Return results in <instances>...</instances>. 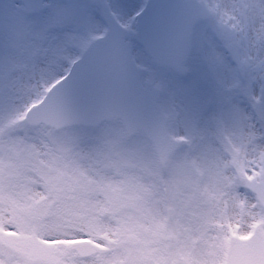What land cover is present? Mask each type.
Masks as SVG:
<instances>
[{"label":"rangeland","instance_id":"obj_1","mask_svg":"<svg viewBox=\"0 0 264 264\" xmlns=\"http://www.w3.org/2000/svg\"><path fill=\"white\" fill-rule=\"evenodd\" d=\"M102 1L128 26L144 2ZM205 1L212 16L197 27L199 50L192 56L187 76L179 78L146 63L147 77L162 88L161 104L169 116V132L185 142L166 165L157 163L143 137L132 138L131 146L124 144L128 139L119 123L59 131L76 139L77 153L99 151L98 138L107 133L121 144L120 154L107 162L134 179L120 186L116 211L105 212L100 219L108 226L119 221L126 237L135 236L139 243L130 244L125 237L124 247L132 250L137 264H220L230 233L245 236L251 231L246 229L255 226L264 232V208L251 192L240 189L232 168L236 159L241 175L250 174V153L264 163V137L258 135L264 127L247 105L264 87V32L256 25V17L264 15V0ZM59 13H67L69 19L60 21ZM25 20L42 29L43 36L18 45L23 63L18 83L5 78L6 66L0 63V123L13 119L26 104L40 98L43 88L62 76L80 49L104 30L99 0H47L45 10L32 16L25 15L20 4L0 0V58L12 51L13 34L22 30ZM230 41L241 46L240 57L246 65L243 78L227 55ZM33 46L40 49L36 59L31 55ZM210 50L222 56L221 65L215 64ZM136 53L139 62L145 63L144 54ZM193 118L199 125L196 132L192 131ZM10 131L34 134L31 126ZM79 163L88 167L92 161ZM252 175H264V167ZM139 186L150 191L137 190ZM167 231L172 239L162 240Z\"/></svg>","mask_w":264,"mask_h":264},{"label":"snow or ice","instance_id":"obj_2","mask_svg":"<svg viewBox=\"0 0 264 264\" xmlns=\"http://www.w3.org/2000/svg\"><path fill=\"white\" fill-rule=\"evenodd\" d=\"M58 15L60 21L69 19L67 13ZM22 23V30L13 34L12 51L0 58L6 66L5 78L12 84L20 81L23 68L18 45L43 36V30L31 22ZM209 54L217 66L223 63L218 52ZM31 55L33 59L40 55L38 46H33ZM63 79L46 85L42 99L0 123V264H137L132 250L124 247L122 223L108 226L100 219L103 213L116 211L120 186L134 179L107 162L120 154L121 144L107 133L98 138L99 151H74L76 139L59 132L67 118L55 106H46L47 94ZM21 126H31L34 134L10 131ZM191 126L193 132L198 130L195 118ZM134 136L130 127L123 143L131 146ZM82 160L92 163L82 167ZM113 176L122 179L113 180ZM137 190L150 191L143 186ZM101 195L103 201L98 199ZM228 242L236 249L246 246L231 236Z\"/></svg>","mask_w":264,"mask_h":264},{"label":"water","instance_id":"obj_3","mask_svg":"<svg viewBox=\"0 0 264 264\" xmlns=\"http://www.w3.org/2000/svg\"><path fill=\"white\" fill-rule=\"evenodd\" d=\"M77 74H80V73H76ZM103 98V97H102ZM86 99V100H85ZM96 100L93 99V98H85L84 95H82L78 100H77V103L74 105L73 109H76V111L78 110L80 113H83L82 111H87V112H90V111H94L95 108L97 107L96 110H104V108H101L98 104H96ZM79 106L82 108V110L79 109ZM103 107L106 108L105 105H102ZM78 112V113H79ZM76 113V114H78ZM95 113V112H94ZM108 113H97L95 116H91V119L92 120H100L102 118H104L105 116H107ZM158 116V113L156 115V117ZM136 121H139L138 118L135 119ZM153 122H155V120H152L149 122V124H152ZM124 123H125V126L127 127V130H130V127H131V130L132 131H137V130H140L141 127L140 125L141 124H138L137 122H133V121H130L128 119H125L124 120ZM148 130V131H147ZM146 132L149 134V136H151V133H152V130L154 131H164V129H162L161 127L159 126H156V125H150L148 128H147Z\"/></svg>","mask_w":264,"mask_h":264},{"label":"clouds","instance_id":"obj_4","mask_svg":"<svg viewBox=\"0 0 264 264\" xmlns=\"http://www.w3.org/2000/svg\"><path fill=\"white\" fill-rule=\"evenodd\" d=\"M256 25L262 32H264V15H258L256 17ZM258 135L264 137V129L259 130ZM261 145L264 147V140L261 141ZM249 161L248 169L250 174H255L257 168L264 167V163L258 161L255 153H250ZM257 178L264 179V175H258Z\"/></svg>","mask_w":264,"mask_h":264}]
</instances>
